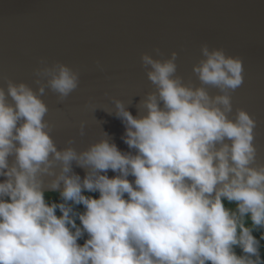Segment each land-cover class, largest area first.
I'll return each instance as SVG.
<instances>
[{
    "label": "clouds",
    "instance_id": "1",
    "mask_svg": "<svg viewBox=\"0 0 264 264\" xmlns=\"http://www.w3.org/2000/svg\"><path fill=\"white\" fill-rule=\"evenodd\" d=\"M153 52L160 58L140 56L154 87L138 103L143 111L133 116L113 98L108 112L123 123L129 151L103 130L85 148L73 147L76 137L58 148L41 97L47 89L63 104L79 86L78 70L41 58L35 89L4 78L0 264H264L257 124L242 108L233 113L241 58L202 44L192 66L197 85L177 74L176 52ZM84 135L81 121L76 136Z\"/></svg>",
    "mask_w": 264,
    "mask_h": 264
},
{
    "label": "water",
    "instance_id": "2",
    "mask_svg": "<svg viewBox=\"0 0 264 264\" xmlns=\"http://www.w3.org/2000/svg\"><path fill=\"white\" fill-rule=\"evenodd\" d=\"M202 44L241 58L244 80L232 94L233 113L242 108L256 120L254 142L264 163V0H0V86L8 78L35 89L33 70L41 58L80 73L63 104L47 89L41 97L58 148L76 137L73 147L80 150L103 130L129 151L123 123L108 112L115 111L113 98L133 116L143 111L138 103L154 87L141 54L160 58L153 52L158 48L167 58L176 52L177 74L198 85L192 66L203 58ZM81 121L85 135L78 137ZM73 171L85 175L75 165Z\"/></svg>",
    "mask_w": 264,
    "mask_h": 264
},
{
    "label": "trees",
    "instance_id": "3",
    "mask_svg": "<svg viewBox=\"0 0 264 264\" xmlns=\"http://www.w3.org/2000/svg\"><path fill=\"white\" fill-rule=\"evenodd\" d=\"M90 195H93L94 197H96L98 194L96 193H92ZM47 198L51 201H55V202H60V198H59V194L58 193H53V192H49L47 193ZM226 206H230V205H226ZM77 210L82 211L83 210V206L82 205H78L77 206ZM57 214H59V212L57 211ZM78 223V221H77ZM257 238H259L260 233L259 232H255L253 233ZM79 243H83V240L78 241ZM262 247H261V258L264 259V241L261 242ZM237 253L239 254V249H236Z\"/></svg>",
    "mask_w": 264,
    "mask_h": 264
}]
</instances>
